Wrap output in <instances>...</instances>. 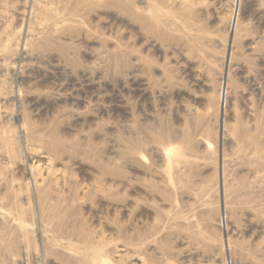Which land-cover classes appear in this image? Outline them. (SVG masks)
<instances>
[{"label":"rangeland","instance_id":"obj_1","mask_svg":"<svg viewBox=\"0 0 264 264\" xmlns=\"http://www.w3.org/2000/svg\"><path fill=\"white\" fill-rule=\"evenodd\" d=\"M0 264H264V0H0Z\"/></svg>","mask_w":264,"mask_h":264}]
</instances>
